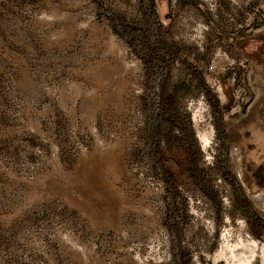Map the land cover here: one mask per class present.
I'll return each instance as SVG.
<instances>
[{"label": "rangeland", "instance_id": "obj_1", "mask_svg": "<svg viewBox=\"0 0 264 264\" xmlns=\"http://www.w3.org/2000/svg\"><path fill=\"white\" fill-rule=\"evenodd\" d=\"M142 1L103 3L144 25ZM154 5L200 180L175 138L149 156L163 80L93 0H0V264H264V0Z\"/></svg>", "mask_w": 264, "mask_h": 264}, {"label": "trees", "instance_id": "obj_2", "mask_svg": "<svg viewBox=\"0 0 264 264\" xmlns=\"http://www.w3.org/2000/svg\"><path fill=\"white\" fill-rule=\"evenodd\" d=\"M96 6L97 14L103 17L110 25L112 32L120 39H123L129 46L132 52L142 62L146 69L148 77L162 78L163 82L155 93L149 94L143 98L144 106L147 109L146 114V144H148L149 156L159 155L161 145L165 138H175L177 142L181 143L184 151L187 154V161L190 165V174L199 179V172L201 170L199 163V150L197 141L192 129V122L190 116L185 109L180 105L179 89L175 86L170 88L166 86V79L164 74L167 65V51L163 50V41L158 37V31L161 29L159 22L156 19V8L154 0H143L142 5L144 9L145 23L130 22L122 14L109 9H105L103 0H93ZM148 13V17L146 14ZM221 87L225 86L226 81L220 79ZM225 92L229 93L227 90ZM151 93V92H149ZM212 106L217 110L218 101L215 97L209 98ZM222 129L227 135V139L231 142L235 135L232 129L227 128L226 124L222 123ZM151 165L157 168L162 173L163 180H165V194H166V223L169 224V230L172 234L178 233L176 218L174 213L177 210L176 188L170 180V174L162 165L161 161L151 159ZM200 180V179H199Z\"/></svg>", "mask_w": 264, "mask_h": 264}]
</instances>
